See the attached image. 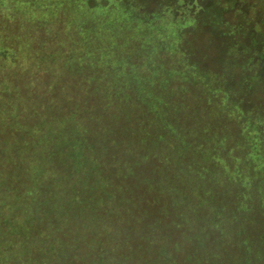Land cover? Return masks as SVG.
Here are the masks:
<instances>
[{"label": "rangeland", "instance_id": "374dc122", "mask_svg": "<svg viewBox=\"0 0 264 264\" xmlns=\"http://www.w3.org/2000/svg\"><path fill=\"white\" fill-rule=\"evenodd\" d=\"M164 1L152 0L156 3L152 30L160 37L151 39L145 37L149 29L146 23L141 24L137 18L138 23L133 24L124 18L125 8L130 10L128 2L125 5L124 0H110L109 20L92 25L93 43L101 39L105 44V50L97 49L98 60H94V65H98L104 56L106 62L93 70L92 77L97 83L71 88L74 71L64 76L67 84L64 82L60 87L62 104H69L65 96L74 90L79 101L90 102L94 110V116L89 118L90 128L81 132V145L86 149L84 154L96 161L101 157L103 163L93 165L89 181L108 188L110 169L114 165L119 170V156L124 161L125 140L130 133L124 128L130 124L132 135L134 131L142 133L141 118L147 126L148 145H142L141 153L134 149L131 162L141 155L144 169L148 170L153 166L146 160L148 154L171 155L173 175L185 176L179 181L161 180L162 190L170 191L172 187L171 193L161 195L157 205L149 206L147 211L153 215L157 207L161 208L157 211V221L166 226L172 225L176 214L175 221H183L184 227L177 230L172 226L168 232L160 230L161 237L151 245L143 243L141 232H132L130 241L136 244L124 248L125 264H264L261 235L264 234V156L253 147L257 139L264 144V133L257 132L255 125L264 126V83H261L264 81V0H187L185 5L178 0H167L165 5ZM137 2L140 4V0L131 1ZM202 5L208 9L195 19ZM132 9L138 12V17H145L136 5ZM26 16L28 13L23 9L0 13V25L4 26L5 20L12 25L13 21L26 22ZM148 16L145 18L153 22ZM117 18L121 21H116ZM193 22L196 24L190 33L194 42L189 50L201 56L202 66L185 56L177 46L181 37L178 39L165 28L184 27ZM60 23L65 27L70 25L66 21ZM112 39L116 43L115 57L121 56L123 61L111 57L112 46L108 41ZM161 45L156 51L155 47ZM129 60L135 63L130 68L131 75ZM218 60L222 69L216 66ZM25 63L28 67L29 61ZM118 74L122 75V82L112 83ZM218 78L224 80L223 87L216 82ZM129 79L132 81L128 84ZM225 83L229 88L226 89ZM126 85L131 88L127 92ZM146 106L158 116L148 114ZM133 113L139 117L137 121ZM197 147H202V151ZM184 152L188 160L177 162V156ZM198 169L207 172L198 177L195 175ZM208 170L218 173L212 177ZM232 171H237L238 180L241 177L244 180L236 182ZM135 174L128 182H117L118 187L124 186V192L117 191V195L131 206L141 207L148 200L136 192L139 176ZM237 185L246 189L238 192ZM162 209L169 211L165 214ZM179 210H183L182 215Z\"/></svg>", "mask_w": 264, "mask_h": 264}, {"label": "trees", "instance_id": "16d2710c", "mask_svg": "<svg viewBox=\"0 0 264 264\" xmlns=\"http://www.w3.org/2000/svg\"><path fill=\"white\" fill-rule=\"evenodd\" d=\"M109 1L0 0L1 14L21 9L28 13L26 22L13 21L12 25L5 20L6 24L0 25V264H125L124 248L135 247L136 244L130 241L133 239L130 236L132 232H141L143 243L151 245L161 237L160 230L168 232L172 226L177 230L184 227L183 221H175L176 214L172 225L166 226L157 221V211L161 208L157 207L153 215L147 211L149 206L157 205L161 195L171 193L172 187L170 191L162 190L161 180L179 181L185 179V176L176 178L173 175L171 155L148 154L146 160L153 164L148 170L144 169L141 155L131 162L133 150L139 149L141 153L142 145H148L147 126L142 119L133 113L135 121L137 118L141 120L139 131L142 133L134 131L132 135L133 126L130 124L129 128H124V131L128 129L130 132L125 140L124 161L122 156L118 157L119 170L113 165L110 169L111 177L108 178L110 184L104 188L89 181L93 165L103 163L101 157L100 161L88 157L84 154L86 149L83 150L81 145V132L90 128L89 118L94 116L92 104L87 101L81 103L74 90L65 96L68 105H63L60 98V87L66 83L64 76L70 73L68 71H74L75 75L71 88L97 83L92 77L93 70L106 62L104 56L99 59L98 65H94V60H98L97 49L105 50V44L101 39L93 43L92 25L94 22L105 23L106 19L109 20ZM131 1L124 0L125 5L129 3L130 7V10L125 8L124 18L133 24L138 23L137 18L141 24L146 23L149 27L146 38L160 37V34L152 30L155 27L156 19L152 17L156 16V3L140 0V4H132ZM178 1L185 5L187 0ZM164 4L168 5V1L165 0ZM135 5L143 11L145 17L150 13L148 17L153 22L138 17V12L132 9ZM206 9L208 6L202 5L195 19ZM226 12L228 10H224ZM118 20L121 21V18ZM62 21L70 25L61 26ZM195 24L165 28L175 33L178 39L181 37L177 46L185 56L193 64L202 66L201 56L189 50L194 42L190 31ZM108 37L113 38L110 35ZM113 40L108 41L112 46L111 57L115 61H123L121 56L115 57L117 54L113 49L116 43ZM215 42H211V45ZM161 47L163 45L160 48L156 46L155 50L159 51ZM199 51L203 50L200 48ZM25 61H29L28 67ZM133 64L129 60V75ZM216 66L223 68L219 60ZM232 73L235 77L236 73ZM121 77L118 74L112 83H121ZM131 81L129 79L128 84ZM223 81L220 78L216 80L220 86ZM225 84L228 86L226 89L229 88L228 83ZM127 85L126 92L130 88ZM145 111L155 114L147 106ZM246 116L248 118L249 114ZM255 125L257 132L264 133L263 123ZM93 146L91 149H94ZM253 147L264 156V144L260 139H257ZM198 149L202 151V147ZM185 153L177 156V162L188 160L184 158ZM208 165L211 164L207 162ZM204 171L198 169L195 175L203 177ZM232 172L236 174V182L244 180L242 177L237 179V171ZM135 173L139 176L136 192L145 198L147 196L148 200L141 207L131 206L129 201H124V197L117 195V191L124 192V186L118 187L117 182H128ZM217 173L208 170L212 177ZM237 187L238 192L246 189L244 185ZM136 210L141 211L140 216ZM164 211L166 214L169 210ZM179 211L182 215L183 210ZM261 235L264 237V234Z\"/></svg>", "mask_w": 264, "mask_h": 264}]
</instances>
